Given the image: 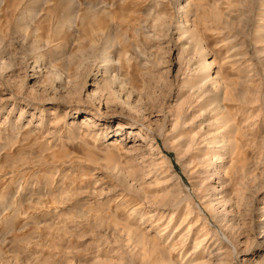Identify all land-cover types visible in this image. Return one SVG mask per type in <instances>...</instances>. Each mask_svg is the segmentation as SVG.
<instances>
[{"label": "rangeland", "instance_id": "374dc122", "mask_svg": "<svg viewBox=\"0 0 264 264\" xmlns=\"http://www.w3.org/2000/svg\"><path fill=\"white\" fill-rule=\"evenodd\" d=\"M0 264H264V0H0Z\"/></svg>", "mask_w": 264, "mask_h": 264}, {"label": "bare ground", "instance_id": "6f19581e", "mask_svg": "<svg viewBox=\"0 0 264 264\" xmlns=\"http://www.w3.org/2000/svg\"><path fill=\"white\" fill-rule=\"evenodd\" d=\"M72 20V19H71ZM186 31V30H185ZM101 50V49H100ZM103 51V50H102ZM100 52V51H99ZM109 58V57H108ZM107 58V59H108ZM104 59L105 60H107L106 59V56L104 57ZM104 61V60H103ZM35 63V62H34ZM34 67V66H33ZM194 68V67H193ZM35 69V68H34ZM34 74H35V72H34ZM107 74V73H106ZM194 75V74H193ZM192 77V76H191ZM60 78V77H59ZM196 78H198V77H196ZM191 79V78H190ZM199 79V78H198ZM201 79V78H200ZM203 79V78H202ZM62 80V79H61ZM215 80V79H214ZM72 81V80H71ZM189 81H191V82H189V84H187L188 86H189V88H192V87H195V86H198L199 85V81H197L198 82V85H197V82L195 81V77H194V80L192 79V80H189ZM202 81V80H201ZM205 81H208L207 79L205 80ZM62 82H63V80H62ZM204 81H202V83H203ZM210 82V81H209ZM70 84V83H69ZM91 84H93V83H90L89 85H91ZM186 84V83H185ZM205 84V83H204ZM52 85V84H51ZM68 85V84H67ZM98 85V84H97ZM109 86V85H108ZM202 86V85H201ZM110 87V86H109ZM62 89V88H61ZM64 89V88H63ZM105 89V88H104ZM110 89V92L111 93H113V96H114V89L113 90H111V88H109ZM206 89V88H205ZM199 90V89H198ZM214 90V89H213ZM75 91H76V93H77V90H76V87H75ZM124 91V90H123ZM200 91V90H199ZM207 92H208V90H206ZM212 91V90H211ZM80 92V91H79ZM94 92V94H96V93H99V95H100V91H99V88L96 86L95 87V90L93 91ZM189 92H192V91H189ZM189 92H188V94H189ZM197 92V91H196ZM213 93H211V94H209V95H207V99H209V101H214V103H215V101H217V100H219L220 99V97L221 98H223V95H221L220 96V94L219 93H217V92H215V90L214 91H212ZM197 93H199V92H197ZM115 94H117V93H115ZM187 94V95H188ZM224 94V93H223ZM194 96H195V94H193ZM87 96V95H86ZM202 96V95H201ZM206 96V95H205ZM34 97V96H33ZM37 96H35V98H36ZM190 97H192V96H190ZM39 98V97H38ZM43 98V97H42ZM99 98V97H98ZM196 98V97H195ZM44 99V98H43ZM194 99V98H193ZM224 99V98H223ZM99 100V99H98ZM178 102H177V104L178 105H176L177 106V110H176V115H180V113L182 112V110H183V108H184V104H185V102H187L188 101V96L187 97H184V96H181L180 95V97H178ZM221 100V99H220ZM196 102H197V100H195ZM99 103H100V100H99ZM206 103V102H205ZM176 104V103H175ZM188 104V103H187ZM209 104H211V103H209ZM204 106H206V105H204ZM226 109V108H225ZM172 111V110H171ZM170 111V112H171ZM185 112V111H184ZM217 112H219V111H217ZM223 112V111H222ZM225 113V112H224ZM173 114V113H172ZM174 114V115H175ZM223 115V117H222V119L224 118V114H222ZM172 116V115H171ZM176 117V116H175ZM180 118V117H179ZM213 119H215V117L213 118ZM83 124H84V127L85 126H90V124H89V122L88 121H91V117H89L88 115H85L84 116V118H83ZM181 120V119H180ZM191 120H192V118H191ZM213 121V120H212ZM216 121V120H215ZM214 122V121H213ZM81 123V122H80ZM175 123V122H174ZM220 123V122H219ZM215 125V124H214ZM227 125V124H226ZM225 126V125H224ZM231 126H233V125H231ZM210 127V126H209ZM227 127H229V126H226V128ZM218 128V127H217ZM217 128H212V132L209 130H207V131H205V132H198L197 134H198V139H200V141H202V142H200V143H203V145H204V147L201 149V148H199V150L197 151V152H199L198 153V155H193V158L196 160V159H199V157L201 156V155H203V158H204V156L205 155H207V154H210V155H216L217 157L219 156V158H221V160L222 159H224V158H222V157H220L221 156V153H220V150H221V148L223 149V146H225L226 145V143L225 142H223L222 141V139H226L227 140V138H228V136H231L230 134H231V132L233 131H231V130H228L227 129V131H224V130H218ZM118 129H121V124H120V126L118 127ZM202 130V129H201ZM119 131V130H118ZM231 131V132H230ZM183 133H186V132H182V133H180V135L181 134H183ZM228 133H230L229 135H228ZM183 137H184V135H182ZM195 136H196V134H195ZM190 137V136H189ZM194 139V138H193ZM180 145L181 146H183V145H187V144H189L190 142H191V138H187V137H185V138H180ZM198 141V140H197ZM220 143V142H222L217 148V150L216 149H214L212 152L209 150V148H208V144H216V143ZM193 143H194V141H193ZM201 146H202V144H201ZM216 146V145H215ZM228 146V145H227ZM230 146V145H229ZM234 146V145H233ZM235 147V146H234ZM182 148V147H181ZM215 148V147H214ZM220 149V150H219ZM216 150V151H215ZM228 150V149H227ZM201 153V154H200ZM230 153V152H229ZM239 153H240V151H239ZM235 154V153H234ZM233 154V155H234ZM223 156V155H222ZM235 156V155H234ZM237 156H238V154H237ZM237 158V157H236ZM200 159H202V157L200 158ZM202 160H204V162H205V159H202ZM194 161V160H193ZM196 161H198V160H196ZM200 161V160H199ZM232 161H234V160H232ZM231 161V162H232ZM201 163V162H200ZM230 166V165H229ZM233 166V164L231 163V167ZM241 166V165H240ZM234 170L236 169V171H238L237 170V168H235V167H232ZM231 168V169H232ZM232 169V170H233ZM240 170H241V168H239ZM244 169H245V166H244ZM248 171V170H247ZM246 172V171H245ZM244 172V173H245ZM244 173H243V175H244ZM236 174V173H235ZM237 174H239V173H237ZM206 175V174H205ZM252 175V174H251ZM240 177H243V176H240ZM245 177V176H244ZM256 177V176H255ZM222 178V177H221ZM238 178V177H237ZM251 178V177H250ZM239 179V178H238ZM221 180V179H220ZM241 181H242V179H241ZM221 182H222V180H221ZM224 182V181H223ZM222 182V183H223ZM238 182V181H237ZM244 182V181H243ZM202 183V182H201ZM226 183V182H225ZM241 183L242 182H240V185H239V187H237V190H236V193L235 194H237V195H240V193H241V189H242V186H241ZM246 183V182H245ZM214 187V186H213ZM203 188V187H202ZM201 188V189H202ZM207 188V187H206ZM205 188V189H206ZM244 188V187H243ZM203 191H205V190H203ZM231 194V193H230ZM234 194V193H233ZM230 196V195H229ZM221 197V196H220ZM223 197V196H222ZM235 197V196H234ZM227 198V197H226ZM241 198V197H240ZM245 198V197H244ZM220 199V198H219ZM218 199V200H219ZM223 199H225V198H223ZM210 203V202H209ZM207 205V204H206ZM210 205H212V204H210ZM209 205V206H210ZM211 207V206H210ZM213 207V206H212ZM212 209V208H211ZM213 210V209H212ZM198 244V243H197Z\"/></svg>", "mask_w": 264, "mask_h": 264}]
</instances>
